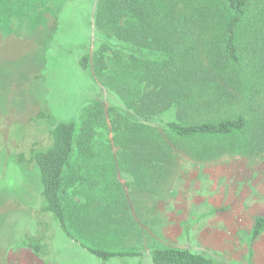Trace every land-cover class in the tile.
I'll return each mask as SVG.
<instances>
[{
  "label": "rangeland",
  "instance_id": "1",
  "mask_svg": "<svg viewBox=\"0 0 264 264\" xmlns=\"http://www.w3.org/2000/svg\"><path fill=\"white\" fill-rule=\"evenodd\" d=\"M97 6L98 0H0V29L6 31L0 33V245H8L6 264H153L148 250L157 246L187 248L214 258L217 264H264V231L252 240L255 221L264 216L261 70L258 66L251 72L248 69V101H241L244 86L240 101L203 115L218 118L243 114L248 120L244 131L193 141H170L166 137L165 150L172 157L150 162L145 170L137 168L122 159V136L117 134L120 119L113 112V108L128 107L95 75L100 67L110 66L112 57L129 54V47L116 36L105 37L96 24ZM57 7V34L43 64L42 48L33 38L35 27L50 18ZM86 51L90 62L85 70L79 59ZM255 55L264 62V54ZM34 69L37 78L32 77ZM46 86L48 93L44 94ZM152 88L145 86L143 93ZM45 98L57 122L79 120L81 108L93 101L104 104L108 129L103 130L116 165L115 169L108 167L103 180L113 183L112 192L101 199H107L106 195L118 197L113 216L128 220L131 227V234L116 239L113 248H143L146 252L142 257L102 262L90 254L70 239L55 219L44 218L42 183L36 170L5 159L4 151L9 148L11 156L21 160L15 156L14 137L27 132L25 140L29 139L31 128L24 130L21 123L39 115ZM143 110L140 119L157 126L163 134L165 124L179 118V112L171 109ZM25 142L20 153L24 160L29 151ZM74 189L77 186L68 189L69 196L83 201ZM69 227L74 231L71 223ZM30 244L39 245L38 253Z\"/></svg>",
  "mask_w": 264,
  "mask_h": 264
},
{
  "label": "trees",
  "instance_id": "2",
  "mask_svg": "<svg viewBox=\"0 0 264 264\" xmlns=\"http://www.w3.org/2000/svg\"><path fill=\"white\" fill-rule=\"evenodd\" d=\"M58 11L55 8L50 18L35 27L33 38L42 48L43 64L57 34ZM95 20L105 37L116 36L129 47V54L117 55L111 61L109 58L110 66L100 67L95 75L128 107L113 108V112L120 119L117 134L122 136V159L130 165L145 170L150 162L172 157L165 150L166 137L170 141H193L245 130L248 120L243 114L218 118L203 115L240 101L244 86L241 101L250 99L246 89L251 75L248 69L251 72L258 66L264 75L263 60L252 56L264 54V0H98ZM1 32L6 33L0 29ZM89 62L86 51L79 63L86 70ZM35 70L32 77L37 78ZM145 86L153 88L143 93ZM42 104L38 116L21 123L24 130L31 128L29 139L25 140L27 132L14 137L15 156L21 160V148L28 142L24 162L12 157L9 148L4 151L5 159L36 170L42 183L44 218L55 219L65 234L90 254L102 262L142 257L146 252L143 248H113L115 240L128 236L131 227L128 220L113 216L112 207L118 205V197L106 195L107 199H101L112 192L113 183L103 180L108 167L115 169L116 165L104 132L108 129L104 104L93 101L81 108L79 120L62 122L56 121L46 98ZM144 107L150 111L175 110L179 118L168 121L163 134L157 126L140 119ZM5 141L7 144L8 139ZM76 186L73 192L81 196V202L69 196L68 189ZM44 221L41 223L46 232ZM263 231L264 216H259L252 240ZM102 242L112 243L106 246ZM30 246L38 253L39 245ZM7 247L0 245V264H6ZM148 253L153 264H217L214 258L187 248L157 246Z\"/></svg>",
  "mask_w": 264,
  "mask_h": 264
}]
</instances>
